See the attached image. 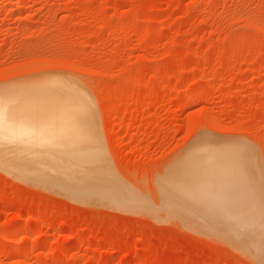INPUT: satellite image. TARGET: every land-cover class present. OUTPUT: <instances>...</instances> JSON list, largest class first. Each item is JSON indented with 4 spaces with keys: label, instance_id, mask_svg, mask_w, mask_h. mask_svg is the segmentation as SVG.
<instances>
[{
    "label": "rangeland",
    "instance_id": "374dc122",
    "mask_svg": "<svg viewBox=\"0 0 264 264\" xmlns=\"http://www.w3.org/2000/svg\"><path fill=\"white\" fill-rule=\"evenodd\" d=\"M53 85L83 101L86 195L0 129V264H264V0H0V99ZM204 136L250 158L252 231L186 164Z\"/></svg>",
    "mask_w": 264,
    "mask_h": 264
},
{
    "label": "bare ground",
    "instance_id": "6f19581e",
    "mask_svg": "<svg viewBox=\"0 0 264 264\" xmlns=\"http://www.w3.org/2000/svg\"><path fill=\"white\" fill-rule=\"evenodd\" d=\"M71 86L70 87L69 86L68 87L67 86L66 87L63 86L62 90L61 89L58 90V89H56L57 88L56 85H53V86L48 87L46 90H45V88L42 89V91L39 94L30 93V95H29V93H27V97L22 99L20 101L22 104H20L18 106L13 104L14 101L12 102V99L14 97L13 94H10V95L8 94L7 96L1 98L0 99V118H2V120H7L8 122H6L4 124H1L0 125V129L3 130L4 133H6L7 135L8 134H16L18 136V139H19V137H21L23 139L24 138L23 136H25V140H26L25 143L27 142V143H31V144L33 143V145L34 144L40 145L41 148H39V152H38V148H36V152L34 150V152L32 151V154L30 155V151L28 150V148L25 147V149H24L25 153H27L29 156H31L32 158H35V159H36V157H38L37 159L38 160H42V161H44V158L47 159L46 156H48V158H50V160H51V157H52V161H49L48 164H46L47 160L45 159L46 162H44V163H45V167H47V169L45 167L44 168L46 169V171H52L53 170L55 173L54 172H51V173H53V175H55L56 177L58 176L57 175V172H58L60 177L61 176L62 177L59 178V179H58V177L57 178L55 177V181L53 179L52 180L56 183V180L58 179L59 181L56 184H58L59 187L61 186V188H62L63 185H64L65 186L64 189H68L70 191V189L68 188L70 186V188L72 189L71 191L73 192L74 190L78 189V188H75V187H77V184H80V182H76L77 181L76 180V181H74L76 183H73V180H71L73 184L71 183V181L67 182L69 185L67 183L64 184V182L67 181L66 179L69 176L68 174L69 173L73 174L75 172V170L77 169V168L75 169V167H77V166H79L81 168V166L85 167V165L87 166L88 163L90 164V161L91 162L93 161L91 159H94V157H95V153H94L95 151L91 147L87 146L88 143L86 144V142H88L87 140L89 139L87 137L89 135L88 132H87L88 128H89V122H88L87 118L84 117L82 109H81V106L78 107L76 105L77 102L82 105L83 101L81 99V95L75 90L74 86L73 87H71ZM37 92H39V90ZM16 96L17 95H15V97ZM21 98H23V96ZM17 107H19V108H17ZM14 109H15V111H14ZM16 110L20 111L19 113H21V114L14 115ZM85 133H87V134L85 135ZM29 135H31V136L30 137H26V136H29ZM6 138H8V136H6ZM12 138H13V136H12ZM65 143L68 144V146L67 145L66 146H62V144H65ZM76 143H82V144L85 143L87 148H86V146L84 147V145H83V147H79V146L76 147V145L75 146H69L71 144H76ZM8 147L9 146H7V148ZM11 147L12 146H10V148ZM27 147H28V145H27ZM26 149L29 151V153H28V151H26ZM14 150H15V148H14ZM30 150H31V148H30ZM35 154H37V156ZM53 156L56 159H54ZM40 158H42V159H40ZM185 158H186V164L187 165L190 164L194 168L196 167L195 168L196 171H193V172H197V173H194V174H197V175L200 174V175H198V178H199L198 180H200V179L203 180L204 177H208L210 179H211V177H213L214 179H217V181H218V179H220L219 182L221 183V187L220 188L223 189L222 191L230 190L229 187H228L229 185L226 186V183H229L230 186H232L231 189H233L235 191H238L239 189L242 190V192L245 191L244 195L245 194L247 195V192H248V195H247L248 198L251 195V194H249L251 190L256 191V193L258 194V191H257L258 186H257V184H255L257 179L255 178V175H254L255 173H254V170L252 169V164H251L250 158L248 156H245L243 153H239L238 149L232 144L220 143V142H218L216 140H213L212 138H208V137L204 136V138L202 137V139L197 144L193 145L187 151ZM37 159H36V161H37ZM60 162L62 164H60ZM50 164H52V165H50ZM53 165L55 167H53ZM183 165H185V164L183 163ZM92 166H93V164H92ZM49 168H51V170ZM185 168H187V167H185ZM72 170H73V172H72ZM43 171L41 173H43ZM67 172H69V173H67ZM83 172H84V170H83ZM77 175H78V173H77ZM194 176H193V179H196V181H197V178H195ZM50 177H51V174H50ZM52 177L54 178V176H52ZM93 177H94V175H93ZM62 178H65V179L63 180ZM225 178H230V180H227ZM221 179H223V180H221ZM254 179H256V180H254ZM202 180H201V183H203ZM211 180H213V179H211ZM59 182H61V183H59ZM84 182H85V180H84ZM219 182H217V183H219ZM94 183H95V181H94ZM186 183H188V182H186ZM206 183H204V184H206ZM208 184H210V183L208 182ZM254 185L256 186L255 188H257L256 190L253 189ZM72 186H73L74 190H73ZM81 186H82V184H81ZM81 186H79V187H81ZM190 186H192V185H190ZM205 186H207V185H205ZM214 186H216V185H214ZM235 186H236V189H235ZM100 187H98V188H100ZM91 188L93 189V186ZM216 188H218V187H216ZM85 189L86 188H84L83 190H81V189H79V190L84 191ZM92 189L89 188V191L92 190ZM100 189H102V188H100ZM248 190H250V191H248ZM95 191H96V189H95ZM235 191H233V195L234 196H235V194L243 195V194H241L242 193L241 191L240 192L238 191L239 193H237V192L234 193ZM253 191H251V192L254 194ZM76 192H78V191L76 190ZM84 192H86V191H84ZM93 192H94V190H93ZM227 192H229V191H227ZM82 193L80 192L77 195H81ZM230 193L232 194V192H230ZM73 194H75V193H73ZM82 195H86V194L83 193ZM99 195H100V193H99ZM209 195H210V193H209ZM240 195H239V197H240ZM254 195H253V197L256 196V195L255 196ZM216 196L219 197L218 195H216ZM232 197H229V198H232ZM253 197H250V198H252L253 200H256V198L254 199ZM237 198L238 197H236V199ZM239 199L243 203H246L244 210H246L245 212H247V213L243 212L244 211L243 207L241 209L239 208L240 210L238 212H237V210H235V212L238 213V215H237V213H236V216L234 215L235 218L237 216H239V218H240V216L243 215L244 217H242V220H241L243 222H240L239 220L235 219L237 221L236 222H232L231 221V223H236L238 225V227L241 228V229H247V231H250V230L252 231L254 229V227L252 229H250V230H248V229H249L250 226H252L254 224L255 220L257 219V217H256L257 215H253L250 211L247 210V209L250 210L251 207L250 208L248 207L246 209V206H248L249 204H250L249 206H252L251 202L246 198V196L243 197L244 200H242L241 197ZM218 200H219V203H220L221 202L220 198ZM232 200H233V198H232ZM240 200H239V202H240ZM245 200H247L250 203H247V201L245 202ZM253 200H252V203L255 205V203H254L255 201L253 202ZM206 201H208V200H206ZM209 201L211 202V200H209ZM222 202H224V201L222 200ZM230 202L232 203L231 199H230ZM234 202H236V201H234ZM239 202L236 203V204H239V206L244 205L241 202H240L241 203L240 204ZM207 203L208 202H206V204ZM212 203H214V202H212ZM212 203H209V204H212ZM232 204H235V203H232ZM258 206L256 207V209H254L255 206L254 207L252 206L253 207L252 209L253 210H258L259 209ZM209 207H210V205H209ZM230 207L231 206H229V208ZM216 209H218V208H216ZM235 209H236V207H235ZM213 210H215V209H213ZM227 210L228 209H226V211ZM228 211L231 212V209H229ZM235 212H234V214H235ZM228 213L229 212H226V215ZM214 214H215V212H214ZM223 214L225 215V210H224ZM246 214L247 215L249 214V215L246 216ZM254 214H255V212H254ZM216 215H218V213ZM231 215L233 216L232 213H231ZM213 217H214V215L212 216V218ZM227 217L229 218V216H227ZM220 219H219V221H221ZM232 219H233V217H232ZM235 220L233 219V221H235ZM222 221H223V218H222ZM223 224H226V223H223ZM227 225H230V224H227ZM258 225H259V223H258ZM233 226H229L230 228H228V229H231V227H233ZM221 227H219V228H221ZM225 227H227V226H225ZM235 228L236 227H234V229ZM255 228H257V227H255ZM241 229H238V230L241 231ZM238 230H234V231L238 232ZM228 231H230V230H228ZM234 231H232V233ZM241 232H245V231L242 230ZM253 232H255V231H253ZM235 234H237V233L235 232ZM233 235L234 234H232L231 237H235Z\"/></svg>",
    "mask_w": 264,
    "mask_h": 264
}]
</instances>
